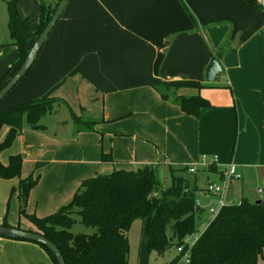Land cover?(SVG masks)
Instances as JSON below:
<instances>
[{
  "label": "crops",
  "instance_id": "1",
  "mask_svg": "<svg viewBox=\"0 0 264 264\" xmlns=\"http://www.w3.org/2000/svg\"><path fill=\"white\" fill-rule=\"evenodd\" d=\"M2 24L4 18L0 16V79L18 59L17 48L4 35ZM25 36L29 46L35 37L29 32ZM44 47L41 62L45 75L51 78L48 85L56 80L55 73L59 79L60 72H79L91 85L89 91L102 95L104 111L101 118L95 119L94 131L76 129V139L80 141L94 133L103 135V142L109 137L114 142L112 151L101 147L100 162L93 147L88 161L84 159L82 164L69 166L63 157L49 158L48 142H57L49 138L42 142L46 148L38 154L32 153L30 158L28 152L39 140L29 126L22 129L12 146L0 154V161L7 164L10 155L20 153L23 157L20 178L31 174L36 165L40 166L39 181L27 198L28 214L43 217L68 202L81 180L87 177L85 172L94 164L110 165V169L100 165L106 170L103 173H109L121 169L125 162L128 167L122 168L130 170L138 164L165 167L170 162L186 166L195 163L200 158L199 150L187 142L189 132L174 134L172 130L174 113L180 120L183 115L190 117L181 111L176 99L172 100L173 94H199L208 100L210 106L203 108L212 116L207 121L212 122L215 139L219 135L225 142L233 140V110L238 114V123L244 119L246 126L249 119H261L264 126V11L255 10L241 0H69L40 52ZM213 56L224 64L229 84L239 90H173L162 83H179L180 78L174 75L179 67L192 74V82L202 81ZM156 86L165 90H157ZM29 91L34 96L41 94V90ZM161 94H166V98ZM145 108L151 114L135 120V113ZM221 128L222 134L217 133ZM7 130V127L1 129L0 141ZM238 130L235 152L228 160L218 159L214 172L220 179V167L232 162L242 175L229 184L226 203H237L243 197L258 200L257 190L264 180V153L246 149L255 132L240 125ZM89 142L92 145V138ZM102 152L113 154V161H102ZM184 154L188 157H183ZM17 183L18 178H0V223L7 212V222L20 226L17 193L8 198L9 187ZM254 185L257 189L252 191ZM9 199L10 207L5 209ZM0 264L53 263L37 244L0 236Z\"/></svg>",
  "mask_w": 264,
  "mask_h": 264
},
{
  "label": "trees",
  "instance_id": "2",
  "mask_svg": "<svg viewBox=\"0 0 264 264\" xmlns=\"http://www.w3.org/2000/svg\"><path fill=\"white\" fill-rule=\"evenodd\" d=\"M59 1L39 0V18L34 24L35 39ZM241 1L255 10L264 11L257 0ZM7 6L10 43L17 48L18 59L0 79V88L19 69L29 50L26 38L17 24V0L8 1ZM188 14L195 21L189 11ZM162 83L166 87L181 86ZM193 87L201 88L199 84ZM161 96L166 98V94ZM48 97L0 109V131L3 127L8 128L0 141V154L8 150L20 134L24 115L28 125L36 129L40 117L51 112L53 103L59 99ZM176 97L181 111L193 117H198L201 108L210 106L208 100L199 94ZM72 120L76 131H94L95 120H83L82 116L76 114H72ZM22 159V155L17 153L9 156L7 164L0 161L1 179L18 178L10 195L17 193L19 216L31 225L26 228L19 225L16 227L39 233L52 241L60 250L65 264H128V231L135 219L142 220L148 248L162 255L173 244V240L176 246L184 243V239L194 231L195 215L201 212L194 192L187 189L182 177L173 176L170 185H165L160 181L155 167L145 164L136 169H114L109 173L86 177L81 180L68 202L56 211L38 217L28 214L25 207L29 191L37 184L40 175L31 173L20 178ZM101 160L111 162L113 158L110 153L102 152ZM203 169L217 172L214 165ZM76 215L82 224L94 228V231L89 234L73 233L71 228ZM6 216L7 212L1 224L12 226ZM29 242L40 246L51 262L58 264L54 254L44 245ZM263 250L264 200L258 203L243 197L237 203L222 205L218 213L208 221L191 245L189 262L186 264H257ZM180 257L177 254L166 264H178Z\"/></svg>",
  "mask_w": 264,
  "mask_h": 264
},
{
  "label": "rangeland",
  "instance_id": "3",
  "mask_svg": "<svg viewBox=\"0 0 264 264\" xmlns=\"http://www.w3.org/2000/svg\"><path fill=\"white\" fill-rule=\"evenodd\" d=\"M10 0H0V16L4 18V35L7 39L9 38L8 31V6L7 2ZM45 2H50V0H44ZM56 1V0H54ZM17 10L19 13V18L17 20L18 28L22 31L23 35L29 32V35H34L35 23L39 18V0H17ZM26 38V36H25ZM35 41V40H34ZM33 41V42H34ZM33 42L30 44L32 46ZM29 45V49L30 46ZM45 48L40 52V56L37 61L33 64V66L29 69L27 74L11 89V91L0 101V109L3 107H10L17 105L19 103L25 102L27 100L32 99H47L48 96H53L58 98V101H55L52 106V110L49 113H46L40 117L38 120V127L35 130L37 139L32 144L30 151L28 152V156L31 158V154H38L46 148L42 142H45L47 138L50 140H56L57 142L50 141L48 142V156L49 158H59L63 157L64 163L71 166L82 164L83 160H89V157L92 156L94 148L96 154L98 155V162H100V151L101 147L105 148L108 151H112V140L111 137L107 138L103 142V135L98 134L95 135L87 134L83 140L78 141L74 135L76 130V126L72 120V114L82 116L83 120H95L102 117V113L104 111V101L101 94L95 95L90 92L92 90L91 85L86 83L81 74L77 72V74L59 73L60 78L57 79V74L55 73L56 80L53 81L52 84L48 85V82L51 78L50 76L45 75L46 69L41 62V58L44 57ZM229 48V47H228ZM225 50L227 48H224ZM18 55V54H17ZM216 57V56H213ZM212 58V57H211ZM217 58V57H216ZM221 72L216 76L213 81H208L205 76L202 77V81L200 82H192L193 76L191 73H185L184 69L179 67V72L174 74L180 78L179 84L181 85L179 90H197L196 87L192 85L199 84L201 86L200 89L204 88H215L213 90H239L236 87L234 88L229 83V74L225 69L224 64L222 65ZM70 74V75H69ZM69 75V76H68ZM207 83V85H204ZM228 84V85H226ZM216 85L217 87H212ZM192 86V87H191ZM173 90H177V87H172ZM157 90H165L161 86H156ZM29 90H41V94L34 96L36 94L30 92ZM47 90H51L50 92ZM245 90V89H242ZM24 93V95H23ZM32 93V94H31ZM47 95V96H46ZM255 95V91L253 92ZM172 100L177 99L176 95L173 94L171 96ZM40 99V100H41ZM153 105V104H152ZM144 111H149L148 108H145ZM142 110L135 113V120H142L148 117L151 113L150 111L144 112ZM175 115L171 119L172 130L174 134L177 132L188 133V138H190L187 142L190 143V146L199 150V156L204 155L207 158V163L212 160L214 156L217 157V162L219 164L218 159L221 157L232 156L235 152V135L238 130V125L244 128L251 129L255 132V136L251 139V141L246 143V149L248 151L256 150L260 153H264V126H262V120H253L249 119L245 126V120L243 119L238 123L237 116L238 114L234 113L233 110V120H234V136L233 140L228 142L223 139V137L216 135V140L214 138V127H212L211 123H209V119L212 117L211 114L207 111V109H201V112L198 114V117H186L183 115L182 119H179V115L174 113ZM208 114V115H207ZM154 118L157 119V114L154 115ZM28 125L26 115L23 116L22 120V129H25ZM30 127V126H29ZM31 128V127H30ZM109 128V126L107 127ZM236 131V132H235ZM222 134V128L217 131V133ZM18 136V135H17ZM92 138V145L89 142V139ZM91 146V147H90ZM94 147V148H93ZM63 153V155H62ZM105 153V152H104ZM113 155V154H112ZM183 157H188L187 154H184ZM23 158V157H22ZM47 159H42L45 162ZM179 157H175V159H179ZM127 160L129 158H122ZM130 160V159H129ZM131 161V160H130ZM105 169H110V165L104 166L106 164H100ZM94 164L91 165V170L85 172L88 176H91L96 173H103L106 171L102 166ZM142 166L138 164L135 167L138 168ZM128 167L125 164H121V167ZM159 179L165 185H170L172 181V177H182L186 181V186L188 190H191L195 194L196 202L201 207V212L195 215V228L194 231L186 237L187 245L191 246L194 240L200 235L204 227L207 225L208 221L212 219L213 215L210 213V209L215 207L219 208L218 198L209 194L205 191L206 185L208 181H212L215 184L221 185L222 182L218 178V175L213 171H209L207 169H202L203 167H197L196 173H191L186 169V165L180 164L177 162H170L165 167H161V165L154 166ZM124 169V168H122ZM27 171V170H26ZM41 169L39 165L35 166L33 175H40ZM27 173V172H26ZM95 175V174H94ZM17 185V184H16ZM15 185V186H16ZM11 187V186H10ZM10 192H11V188ZM257 186L254 185L251 187L252 191L256 190ZM259 188L262 190L258 193V199L264 200V180L259 184ZM249 191V195H253V192ZM13 194L8 195V198H13ZM7 200L6 208L10 207L11 201ZM237 199V198H236ZM8 206V207H7ZM6 213V212H5ZM38 216V215H37ZM46 216V215H44ZM42 217V216H38ZM31 226L26 222L24 218H21L20 227L25 228ZM143 223L141 219H135L128 231V240H129V252H128V264H166L170 260H172L177 254L178 251L176 249L175 241L173 240V244L167 247L162 255L157 254L155 251H152L148 248L143 232ZM71 231L73 233H92L94 228L87 227L80 222L79 216H75V222L72 225ZM179 264V263H178ZM257 264H264V250L262 256H259L257 260Z\"/></svg>",
  "mask_w": 264,
  "mask_h": 264
},
{
  "label": "water",
  "instance_id": "4",
  "mask_svg": "<svg viewBox=\"0 0 264 264\" xmlns=\"http://www.w3.org/2000/svg\"><path fill=\"white\" fill-rule=\"evenodd\" d=\"M69 0H60L55 11L51 15L47 24L38 35V37L33 42L32 46L28 50V53L25 57V60L19 67V69L15 72V74L9 78V80L0 88V101L7 95V93L19 82L29 71V69L34 64L43 44L54 28L56 22L60 18L63 10L65 9ZM257 3L264 9V0H257ZM222 67L216 57H212L210 59L209 64L206 66L205 77L208 81H213L216 76L221 72ZM261 200H256V202H260ZM0 236L9 238V239H24L28 241H35L42 245H44L47 249H49L54 256L56 257L58 264H65L64 258L57 248V246L44 237L43 235L28 231L25 229H19L16 226H4L0 223Z\"/></svg>",
  "mask_w": 264,
  "mask_h": 264
},
{
  "label": "built area",
  "instance_id": "5",
  "mask_svg": "<svg viewBox=\"0 0 264 264\" xmlns=\"http://www.w3.org/2000/svg\"><path fill=\"white\" fill-rule=\"evenodd\" d=\"M208 165H214V166L218 165L217 157L214 156L212 158V160L209 163H207V158L204 155H202L195 163L188 165V171L191 173H195L197 167H207ZM241 178H242V175L237 170L236 165L232 162H228L225 165L220 167V180L222 182L221 185L215 184L212 181L211 182L208 181L205 190L209 194L217 197L218 198V204H219L218 209H216L215 207L214 208L212 207L210 209V213L213 215V217L218 213L220 207L226 203L225 195H226V190H227L229 184L233 180H239ZM257 191H258V193H260L262 190L260 188H258ZM190 247L191 246L187 245V239L186 238L184 239V243L176 246L178 254L181 256L179 259V262H178L179 264H186L189 262Z\"/></svg>",
  "mask_w": 264,
  "mask_h": 264
}]
</instances>
